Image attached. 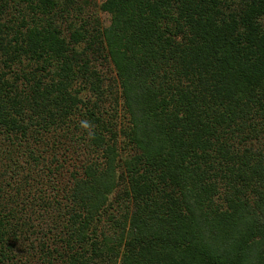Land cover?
Here are the masks:
<instances>
[{
	"label": "trees",
	"instance_id": "1",
	"mask_svg": "<svg viewBox=\"0 0 264 264\" xmlns=\"http://www.w3.org/2000/svg\"><path fill=\"white\" fill-rule=\"evenodd\" d=\"M0 264H264V0H0Z\"/></svg>",
	"mask_w": 264,
	"mask_h": 264
},
{
	"label": "rangeland",
	"instance_id": "2",
	"mask_svg": "<svg viewBox=\"0 0 264 264\" xmlns=\"http://www.w3.org/2000/svg\"><path fill=\"white\" fill-rule=\"evenodd\" d=\"M104 0H96V2L98 3V4H100L101 2H103ZM100 15H99V17H100V22L103 24V26H106V25H108V16L107 15H105V14H102V13H99Z\"/></svg>",
	"mask_w": 264,
	"mask_h": 264
},
{
	"label": "clouds",
	"instance_id": "3",
	"mask_svg": "<svg viewBox=\"0 0 264 264\" xmlns=\"http://www.w3.org/2000/svg\"><path fill=\"white\" fill-rule=\"evenodd\" d=\"M86 126V125H85Z\"/></svg>",
	"mask_w": 264,
	"mask_h": 264
}]
</instances>
